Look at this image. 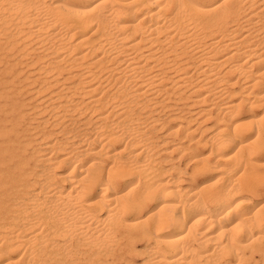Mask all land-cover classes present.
I'll return each instance as SVG.
<instances>
[{
  "label": "bare ground",
  "instance_id": "obj_1",
  "mask_svg": "<svg viewBox=\"0 0 264 264\" xmlns=\"http://www.w3.org/2000/svg\"><path fill=\"white\" fill-rule=\"evenodd\" d=\"M138 254L264 264V0H0V264Z\"/></svg>",
  "mask_w": 264,
  "mask_h": 264
},
{
  "label": "rangeland",
  "instance_id": "obj_2",
  "mask_svg": "<svg viewBox=\"0 0 264 264\" xmlns=\"http://www.w3.org/2000/svg\"><path fill=\"white\" fill-rule=\"evenodd\" d=\"M257 106H259V105H257ZM255 110H262V107H255ZM209 131H207V132H205L204 134H206V133H208ZM138 245V248H139V246H140V248H142V242L141 241H138V243H137ZM139 248V249H140ZM142 256V257H141ZM136 255V262H137V264H140L142 261V258H143V255Z\"/></svg>",
  "mask_w": 264,
  "mask_h": 264
}]
</instances>
